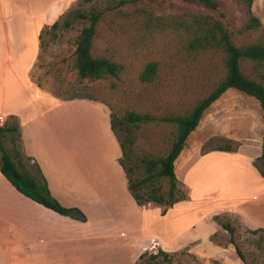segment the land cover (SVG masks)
<instances>
[{
    "label": "rangeland",
    "instance_id": "374dc122",
    "mask_svg": "<svg viewBox=\"0 0 264 264\" xmlns=\"http://www.w3.org/2000/svg\"><path fill=\"white\" fill-rule=\"evenodd\" d=\"M123 1L128 3L123 4ZM70 4L66 11L69 17H62L61 27L54 32L42 34L43 46L31 72V80L36 89L22 81L28 90L22 92L16 103H23L26 99L33 101V94V98L42 103L83 99L102 105L108 113L112 138L119 144V161L125 166L131 184L144 176V169L136 167L140 159L162 157L170 147L174 127L159 119L188 114L226 74L224 54L218 47L210 46L199 51L189 48L193 36L188 31L194 29V20L198 19L202 23L201 28H206V22L221 23L238 47L256 43L260 35L252 30L239 32L246 19L242 0H218L217 12L182 0H73ZM77 14L99 15L92 55L105 56L121 64L123 69L118 78L108 77L94 82H80L77 79L72 68L75 40L80 30L89 25V22L78 18ZM65 21L70 26H64ZM152 62L157 65L156 75L152 81L144 82L140 79L141 75L146 65ZM240 68L245 76L264 85L256 62L242 60ZM4 78L2 89L7 102L15 103L12 100L14 85L8 77ZM25 94L31 95L29 97ZM251 98L234 89L227 91L204 112L198 127L186 140L184 155L187 154L188 162L203 151L225 146L232 149L226 153L213 152L186 178L195 201H200L192 202L191 205L202 206L204 209L198 212L199 215L216 209L214 202L244 195L254 198L259 191H264V178L252 166H247L242 158L244 153L233 156L243 145L241 148L250 151L254 158L253 164H259L256 155L260 152V146L257 141L251 140L260 137L256 108L251 101L255 99ZM129 113L145 114L155 120L132 126L126 120ZM86 118L89 127L99 132L95 115L89 113ZM249 120L255 131L246 128ZM5 147L9 155L14 157L12 144L6 141ZM127 154L129 158H126ZM183 158L175 162L174 169L179 188L188 195L189 189L184 184V174L180 168L185 164ZM129 168L133 169V174L129 173ZM251 175L256 176L257 180H253ZM162 186L165 192L167 184L164 181ZM252 206H255L252 209L255 225L264 227V200ZM148 211L158 213L156 208ZM83 214L87 222L89 215ZM172 214H175L174 211ZM191 219L187 218L181 225L189 223ZM229 220L236 228L235 240L244 255L245 263L264 264V234H250L236 219ZM206 226V222H203L198 233L190 231L183 237L182 242L191 241L195 237L201 240L175 252L170 264H235L237 255L230 244L229 234L220 231L205 240V233L209 230L201 232V229ZM182 251L184 254L180 253ZM194 252H205L213 257L207 261L202 260ZM148 261L146 257L137 264H147ZM158 264L168 263L159 259Z\"/></svg>",
    "mask_w": 264,
    "mask_h": 264
},
{
    "label": "crops",
    "instance_id": "0c3cea01",
    "mask_svg": "<svg viewBox=\"0 0 264 264\" xmlns=\"http://www.w3.org/2000/svg\"><path fill=\"white\" fill-rule=\"evenodd\" d=\"M71 2L0 0V117L5 121L14 117L19 126V138L12 145L17 167L37 180H44L60 204L79 208L89 215L88 221L60 216L31 201L15 190L0 172V264H136L145 251L155 253L161 249L175 253L200 241L195 237L182 242L188 232L198 233L203 222L207 226L201 232L209 230L205 240L220 231L224 233L213 220L216 215L236 219L249 230L264 229L262 225H255L252 215L255 206L251 207L264 200L263 190L254 198L244 195L214 202L216 209L201 215L198 212L204 210L202 206L191 205L200 201H195L186 178L215 150L201 153L188 162L184 147L176 161L184 157L185 164L180 168L189 189V200L178 202L162 215L164 208L154 203L138 207L125 190V177L118 163L119 144L112 138L108 113L102 105L83 99L42 103L33 94H30L33 101L16 103L27 89L22 81L36 89L31 72L41 49V31L61 19ZM252 8L264 24V0H255ZM5 76L14 85L15 103L7 102L3 92ZM251 101L260 131L259 139L251 140L259 143L260 152L256 155L259 158L264 124L259 103ZM89 113L95 115L99 132L89 127L86 118ZM250 122L246 128L255 131ZM241 147L233 156L244 153L243 161L256 170L250 151ZM250 177L257 180L254 175ZM154 208L157 214L148 211ZM173 211L175 214L171 215ZM190 217V222L182 226V221ZM194 253L206 261L213 257L205 252ZM237 257L235 264H244Z\"/></svg>",
    "mask_w": 264,
    "mask_h": 264
},
{
    "label": "trees",
    "instance_id": "16d2710c",
    "mask_svg": "<svg viewBox=\"0 0 264 264\" xmlns=\"http://www.w3.org/2000/svg\"><path fill=\"white\" fill-rule=\"evenodd\" d=\"M82 1L90 2L92 0ZM182 1L212 12L218 11V0ZM254 1L255 0H242L245 7L246 19L243 28L239 30L240 33L245 31L249 32L251 30L260 33L256 43L250 46H236L230 39V32L224 29L219 22H214L212 24L206 22V28H201L200 24L202 23L198 19L194 20V29L188 31L193 36L189 42V48L193 51H199L205 50L210 46L218 47L224 54L226 74L205 98H202L195 104L188 114L159 119L160 122L169 123L174 127L173 139L164 156L140 159L136 167H142L144 169V176L142 179L138 180L135 184H131L125 166L121 161H118L125 177L126 190L138 207H143V205L147 203H154L160 207H164L162 211V215H164L167 209L172 208L178 202L189 200V196L179 188V181L175 174L174 164L177 158L180 157L189 135L198 127L204 112L228 90L234 89L246 96L254 98L259 103L262 110V122L264 124V85L245 76L240 68V62L242 60L256 62L257 67L260 69V77L264 80V24L253 12L252 7ZM122 3H128V1H123ZM67 13L64 15L65 17ZM76 16L89 22L88 26H84L80 30L75 40V60H73L72 68L75 71L77 79L80 82L84 80L94 82L104 80L108 77L118 78L123 69L121 64L105 56L94 57L92 55V45L97 35L96 27L98 26L99 15L90 14L87 16L84 14H77ZM61 19L57 20L50 27H45L43 31H41L39 35L41 48L43 46V32H54L58 30L61 27ZM64 26H70V23L65 21ZM156 72V63H149L144 68L140 79L144 82H150L155 77ZM126 120L130 125L136 126L138 124L150 123L155 119L145 114L129 113ZM111 127L112 130H114L112 121ZM18 138L19 126L15 118L11 117V121H5L4 124L0 126L1 174L15 190L26 198L31 199V201L37 204L39 203V205L60 216L68 217L79 222H85L86 218L82 210L74 206L71 208L64 207L51 195L47 183L44 180H37L17 167L13 157L9 155L7 151L5 143L8 141L14 145ZM214 150L220 152L232 151L229 146L214 148L210 151ZM208 152L209 151H203L202 154ZM126 158H129L128 154ZM257 162L259 164L254 163L253 166L258 171L259 175L264 178V139L261 147V155L257 159ZM129 173L133 174L132 168H129ZM162 181L167 184V190L165 192L162 191ZM213 220L229 234V241L234 247L236 255L246 264L244 255L235 240L236 228L231 224L229 218L216 215L213 217ZM247 231L253 235L259 233L264 234V229L261 228L256 230L248 229ZM180 253L184 254L183 251ZM173 254L174 253H168L161 249H158L156 253L145 251L139 256L138 261H142L148 257L149 261L147 264H158L159 259H161L162 262L170 264Z\"/></svg>",
    "mask_w": 264,
    "mask_h": 264
},
{
    "label": "built area",
    "instance_id": "2783aa9c",
    "mask_svg": "<svg viewBox=\"0 0 264 264\" xmlns=\"http://www.w3.org/2000/svg\"><path fill=\"white\" fill-rule=\"evenodd\" d=\"M5 122V119L3 117H0V126H2Z\"/></svg>",
    "mask_w": 264,
    "mask_h": 264
}]
</instances>
